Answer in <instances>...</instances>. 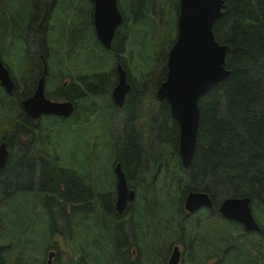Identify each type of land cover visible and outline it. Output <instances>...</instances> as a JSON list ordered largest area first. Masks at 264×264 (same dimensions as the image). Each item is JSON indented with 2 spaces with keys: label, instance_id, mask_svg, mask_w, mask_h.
Segmentation results:
<instances>
[{
  "label": "trees",
  "instance_id": "obj_1",
  "mask_svg": "<svg viewBox=\"0 0 264 264\" xmlns=\"http://www.w3.org/2000/svg\"><path fill=\"white\" fill-rule=\"evenodd\" d=\"M25 1L0 0V15L4 14L3 17L0 16L1 61L4 56L14 61L13 57L6 56L3 52L5 49L2 48L7 47V44L10 46L13 41H15L14 44L12 43L14 54L19 55V63L23 61L21 55L25 54L21 47L24 45L27 17L31 13L30 4L26 5ZM75 1L67 0L66 9L73 11ZM168 1L174 14L173 35L162 47V52L158 53L155 52V43L160 44V22L163 9ZM224 3L226 8L223 10L222 17L213 26V34L218 44L229 47L225 63L230 74L199 100L200 118L195 152L189 169L185 171L180 164L178 153V126L170 116L168 104L156 98V92L166 76V68L163 67L165 70L160 71V68L153 66L156 56H161L166 61L168 49L175 39L178 0H118L122 23L117 28L115 38L118 30L123 31V35L119 41H116L114 49L113 45L109 50L104 49L96 39L92 28L93 18L92 22L79 23L82 18L75 19L74 16L73 26L65 27L64 17L63 20L57 21V32H55L56 9L54 12L49 11L46 16L48 22L44 25L47 29L40 32H35L33 29L30 31L29 37L33 34L37 35L36 45L40 49L35 66H33L34 60L25 56V60L29 63L27 78L23 79L20 75L13 74L14 78L11 75L15 88L10 94L0 87V141L5 142L7 146L9 154L5 167L11 170L10 174L4 170L0 171V192L11 194L12 202L17 201L18 198L29 199L32 202L31 213L34 215H36V204H42L40 214L43 218H40V215L33 217L37 224L34 228L35 236L29 237L24 234L23 238L38 240L40 235L44 243L39 247L36 241L25 251L21 249L22 240L12 237L16 239L12 247L16 248L21 256L16 264H42L45 250L49 247L47 243L55 234L58 223L69 226L66 235L72 236L74 244L71 250L74 253L80 250L84 251V256L87 257V252H98L101 255L89 258L92 264L99 262L118 264L119 259L122 262L117 244L121 243L124 238L120 235L118 221L113 217L116 181L114 165H111L113 160L121 165L127 178L131 175L138 176L136 184L139 187L136 189L141 194L138 193L139 201L136 199V202L131 204L136 228L131 229L130 232L133 238L136 235L137 247L140 249L142 245H147L152 249L158 261H160L158 253L162 249L163 241L169 236V231L165 230L163 223L165 225V221H171L174 217L188 219L189 226L193 229L192 234L198 240V252L197 254L194 252L197 264H205L210 260L209 253L214 249L217 253L219 252L218 256L222 259H227L232 254L231 252L227 255L230 247L224 245L232 239V234L229 233V230H233L231 224L224 219L216 218L211 213H201L195 216V214L188 215L184 212L183 198H180L183 193L180 192L186 183L195 191L209 194L212 198L213 209L217 207L222 196L246 195L251 199L256 221L264 225V0H224ZM147 12H153L155 19L150 18ZM151 22L154 24H150L153 27L148 25ZM87 24L89 30H86ZM131 24L138 27V36L132 35ZM35 25L32 23L33 28ZM53 26L54 28L51 29ZM146 27L148 34L145 32ZM50 35L51 37L61 35L66 42L72 40L75 48H79L81 54L85 56L86 69L87 66L99 68L103 73L91 76L83 74V77L77 79L80 86L74 95H71V91L76 89L77 84L71 83L65 86L63 82L64 86L57 94L47 93V97L75 102L85 97L101 96L106 106L108 104L113 112L117 110L124 114L121 125L124 137H121L119 141L114 140L109 130L103 129L105 118L102 119L103 123L101 121L99 125L101 150L99 153L96 152V146L94 151L97 156L95 154L86 156L90 159V163L97 164L94 167L85 163L83 167L88 171L85 176L75 174L71 166H60L61 160L58 157L49 156L54 151L56 155L69 156L70 149L71 154L77 158H81L84 154L90 155L91 150L86 147V140L93 143L99 142L96 135L91 134L96 129L93 123H88L94 126L88 135L83 134L80 137L82 148L74 142L69 146H63L61 135L66 130H70L69 125L75 122L73 117L75 112L79 117L86 116L85 109L80 111L74 108L67 119L56 116L43 117L48 122L47 126H41L44 121L42 118L33 121L24 117L21 110V100L33 92L38 80L43 77V69L47 68L46 62L51 61L49 69L55 62V57L52 59L48 57L54 54L52 50L55 45ZM89 41L93 46L90 50L87 49ZM147 41L151 42V48L147 46ZM98 46L105 52L96 53L95 47ZM126 49L129 50L128 59L130 60L126 64L131 72L129 76L132 75L135 79H131L126 74L131 89L122 108L119 109L114 105L111 92L108 93L107 89L111 86V74L115 73V77L117 75L116 67L120 65L123 68L122 64L125 65L121 57L126 54ZM138 50L142 53L139 54ZM73 52L76 54L74 50ZM106 54L112 55L114 62L110 73H106L101 68L102 64L107 61ZM134 58L137 62H134ZM68 60L76 65L78 63V58L75 56ZM134 64L137 65L138 70L132 73L131 66ZM151 72L157 78L152 79L151 82L145 81L146 76ZM30 77H33V80ZM16 79L21 81L23 86L25 84V89H31L27 96H19ZM18 85L20 86V83ZM47 85L45 84V87ZM52 85H54L53 81ZM96 87L98 88L95 90ZM151 90H153V101L161 112V116L153 118L151 115L147 127L142 130L139 126L143 118L147 120L149 116L144 107L148 101L147 93ZM79 91L86 96L80 95ZM135 105L138 108L137 111H135ZM223 107L225 112L222 111ZM111 110H108L107 115ZM153 115L155 116V113ZM157 121L160 125L165 126L166 124V128L169 127L167 130L171 140L167 145L162 139L164 135ZM108 123L110 127V121ZM65 124L68 126L65 127ZM141 133L147 144L144 145L145 148L141 144ZM144 136L150 138V141L147 142ZM56 137L60 139V143L57 142ZM24 140L27 143H23ZM53 142H55L54 151L52 150ZM28 145L32 153L29 152ZM74 146H76L77 155L73 152ZM120 149L122 150L113 156L115 151ZM18 150L21 151L20 156L13 159V153H18ZM46 152L50 153L45 154ZM75 157L67 158L72 159L67 160V164L73 165L74 168L77 164H81L74 162ZM99 169L106 171L113 178V185L108 193H103L99 185L103 179L99 176ZM185 172L188 173V177ZM163 177L168 178L167 184ZM130 183L128 181L129 185ZM145 183L148 187L143 186ZM211 186L214 189L218 187L221 189L222 195L219 200L213 196L214 192L210 191ZM36 187L37 190H35ZM74 207H80V209L75 210ZM83 207L89 210H82ZM2 210L3 208H0V219L9 223L10 216L18 215L19 206H6L5 211ZM126 212L124 211L121 215L116 214L123 219ZM29 218L25 216L19 224L28 229ZM197 221L201 222L194 225ZM43 232H48L49 238H44ZM235 234L243 235L244 233L236 230ZM173 236L174 233L171 237ZM250 238L253 239L255 236L250 234ZM166 250L164 249V252ZM243 253L248 254L249 252L244 249ZM262 253L263 257L260 258L259 264L264 263V242H262ZM84 256H80L82 262H84ZM247 258L248 256L245 257L242 254L236 264H245ZM158 261L149 254V259H146L144 264H159ZM76 262L80 264V261Z\"/></svg>",
  "mask_w": 264,
  "mask_h": 264
},
{
  "label": "rangeland",
  "instance_id": "obj_2",
  "mask_svg": "<svg viewBox=\"0 0 264 264\" xmlns=\"http://www.w3.org/2000/svg\"><path fill=\"white\" fill-rule=\"evenodd\" d=\"M50 0H48L49 2ZM67 0H55V9H56V13H55V32H57V21L59 19H64L65 17V22L63 23L65 25V27H70L73 26L72 22L73 20H75L78 17H81V21H79V23H87L89 21H91V15H90V5L88 0H76L74 5L75 8L73 9V11L66 9L65 3ZM117 6H118V0H117ZM39 7V6H38ZM55 9L52 11L54 12ZM37 11V6L34 5L32 6V12L35 13ZM223 13V12H222ZM148 15H150V18L155 19L153 17V12H147ZM4 14H1L0 16L3 17ZM223 15V14H222ZM75 16V19H74ZM174 20V14L173 11L169 5V1L166 3L163 12H162V20L160 22V35H161V39H160V44H156L155 43V52L161 53L162 52V47L164 46V44L166 42H168V40L170 39V37L173 35V27H172V23ZM89 24V23H88ZM87 24V29L89 30V25ZM154 25L152 22L149 23L148 25L150 27H153L152 25ZM86 26V25H83ZM54 26L51 28L53 29ZM47 29V26L44 27V30ZM130 29L132 32L133 36H138L139 35V29L136 25L131 24L130 25ZM122 32L121 30H118L117 32V37L115 38V40H113L112 43V48L115 46L116 41H119L120 38L122 37ZM145 32L146 34H148V28H145ZM24 35H26L24 33ZM60 37L61 35H59L58 37H51V41L53 43H55L54 48L52 50V52L54 53L53 55H48V57L50 59L55 57V62L52 63L51 65V69L48 68V66L51 64V61L46 62V66H47V76H46V81L45 84H48L45 87V90L47 93H55L57 94L59 92V89L64 86L62 83L66 82L67 84L65 86H68L71 83L77 84V87L75 90L71 91V95H74L75 93H77V91L79 90V82L77 81L78 78L83 77V74H88L89 76L94 75V74H98L101 72V69L99 68H90L87 66L86 69V64H85V56H83L81 54V50L79 48H75L73 41L71 40L70 42H66V40H64L63 37H61V41H60ZM164 43H162V41ZM13 44L15 43V41L12 42ZM12 43L9 46V44H7V47H2L5 50H3V52L6 54V56H9L10 58L13 57L14 61H10V59L8 57L4 56V63L9 67L10 71H11V75L15 78V76L13 74L16 75H20L23 79L27 78V70L29 69V63L27 62V60H25V56H28L29 59H33L34 60V65L35 66V62L37 61L38 58V53L40 52V49L38 48V46L36 45L37 42L28 44V41L26 39H24V45L21 47V49L24 51L25 55H21L22 58V62L19 63V55L18 54H14L15 51L12 48ZM147 46L149 48H151V42L147 41ZM91 48H93V46H91V43L89 41V43L87 44V49L90 50ZM114 49V48H113ZM73 50L76 52V54L73 52ZM95 51L96 53L101 54L102 52H105L100 46L95 47ZM129 50L126 49V54H123L121 57V60L123 62H125V65L122 64L123 66V70L126 72L127 76H129V74L131 73L128 69V66L126 64H128L129 60ZM138 53L141 54L142 52L138 50ZM14 54V55H13ZM72 56H75V58H78V63L77 65L74 64L73 62H69L68 59L72 58ZM7 60H6V59ZM105 59H107V61L102 64L101 68L106 72V73H110L114 67V62H113V58L112 55L110 54H106L105 55ZM135 59V58H134ZM153 59V58H151ZM167 61V59H166ZM166 61L163 57L161 56H156L153 66L154 68H160L161 70H165L163 67L166 68ZM134 62H137L136 59ZM159 62L161 64H159ZM73 63V64H72ZM33 64V62H32ZM79 67V68H78ZM138 70V67L136 64H134L133 66H131V71L132 73H135ZM103 73V72H101ZM153 72H151L149 75L146 76L145 81L147 82H151L152 79L157 78V76L152 75ZM24 76V77H23ZM19 79V76H17ZM131 79H135L132 75L129 76ZM37 78V77H36ZM111 78H112V82H111V86L109 89H107V92L110 93L112 86L114 88L115 86V79H117V75L115 77V73L111 74ZM18 79H16L17 82V92H19V96H27L30 93L31 89H25V84L23 86L22 82L19 81ZM30 79L33 80V77H30ZM36 81V79H35ZM52 81L54 82V85H52ZM135 81V80H134ZM18 83H20V86L18 85ZM52 85V88H51ZM98 87L95 88V90ZM79 94L82 96H86L83 95L81 93V91H79ZM153 90L149 91L147 93L148 96V101L146 106L144 107L145 111L147 113H149V116L147 118V120H145L143 118L139 128H142V130L145 129V127H147V124L149 123V118L152 115L153 118H158L159 116H161V112L159 111L158 107H156L154 101H153ZM52 99V98H51ZM54 100V99H53ZM55 100H60L58 98H55ZM76 103V110H80L82 111L83 109H85L84 111L87 113L86 116L83 117H79L77 115V112H75V115L73 116L75 118V122L71 123L70 126V130H66L65 133H61V135L63 136V141L62 144L63 146H69L71 145L73 142L74 143H78L77 145L82 148V140H80V137H82V135H88V132H90L91 128H93L94 126L88 124L93 123L96 126V129L94 132H92L91 134L96 135V138L99 140V142L97 143V141H95V143L90 142V140H86V147L91 150L90 155L88 154H84L83 156L81 155V158H77L75 157L73 154H71V149L69 150V156H59L55 154V142L54 145L52 146V150L54 151V153L49 154L50 152H46L45 154H49L52 156H56L61 160V165H63V167L66 166H71L74 169V173L79 174V175H86V173H88L87 169H84V165L85 163L89 164L90 166H94L97 163H90L89 160H87V158H85L86 156H93L94 154L97 156V154L95 153L101 150L100 144V135H99V125L101 124L102 119L105 118L104 124H103V129H105L106 131L109 130L112 134H113V138L114 140L119 141L121 139V137H124V135L121 132V125L123 124V120H124V114L121 111H117L114 110V112L108 107V104L106 106L104 100L101 98V96H91V97H85L82 98L78 101H75ZM197 105H199V101L197 102ZM221 106H224V104H221ZM135 111L138 110L137 106L135 105ZM143 108V107H142ZM108 110H111V112L109 113V115H107ZM222 111L225 112L224 107L222 108ZM155 113V116L153 115ZM143 116V115H142ZM43 119V117H41ZM40 118V119H41ZM85 119V120H84ZM44 120V119H43ZM78 120V121H77ZM161 120V118H160ZM108 121H110L111 126L109 127V123ZM159 123V121H157ZM103 123V121H102ZM48 122L47 121H43L41 126H47ZM160 125V123H159ZM68 126V124H65V127ZM38 127V126H37ZM159 129H161L160 131H162L163 133V137L162 139L165 142V145H167L170 140H171V136L168 135V128H166V124L164 125H160ZM155 130V128H154ZM157 130V129H156ZM167 131V133H166ZM140 137L142 138L141 144L142 147H144V145L146 144V141L144 140L142 133L140 134ZM145 137V136H144ZM57 138V142L60 143V139L58 137ZM86 139V138H85ZM145 139L147 140V142L150 141V138L145 137ZM133 140L134 137H133ZM137 141V139H136ZM23 143H27L25 140L23 141ZM100 146H98V145ZM147 145V144H146ZM97 149L94 151V148ZM76 146L73 147V152L77 155L76 151H75ZM28 149H29V145H28ZM93 149V150H92ZM117 150L115 151V153L113 154V156L116 155V152L121 151ZM29 152H33L29 149ZM21 154V151L18 150L17 152L13 153V159H17ZM70 157H75L74 162L76 163H81V164H77V166L74 168L73 165H69L67 164L68 161H71L72 159H67ZM68 160V161H67ZM112 161V159H111ZM112 165V163H111ZM113 166V165H112ZM264 169V167H263ZM5 172L7 174H10L11 170L6 166L5 167ZM149 173V171H147ZM99 176H102V183L99 184L103 190V193H108L110 191V189L112 188L113 185V178L112 176H109L108 173L104 170H100L99 169ZM164 178V182L165 184L166 181L168 180V178L163 177ZM127 181L131 182L129 187L132 189H136L138 188V184H136V181L138 180V176L137 175H131L128 176V178L126 177ZM11 181H9L10 183ZM200 185V184H198ZM115 186V185H114ZM144 187H148V184L145 183L143 185ZM37 190V187L36 189ZM137 190V189H136ZM220 188L218 187V189H214L213 186L210 187V191L214 192L213 196L216 199H220L221 197V193H220ZM138 193L141 194V192L139 190H137ZM138 193L136 194V198H135V202L136 199L139 201V197H138ZM226 196H222V198H224ZM12 195L8 194L6 192H0V208H3L2 211H5V207L6 206H19V213L16 216H10L9 217V223L6 224V228L4 229V225L2 226V229L0 230V255L2 257L3 260V264H16L18 262V259H21V256L19 254V252L16 250V248L12 247V244L16 241V239H13L12 237L17 238V240H22V238L24 237V234L27 236H35V231L34 228L36 227V219H34V216H38L40 218H43L41 213V206L42 204H36L37 207L35 208V214H32L31 212V205L32 202L27 199V198H18L16 199L17 201L12 202L11 201ZM182 199V194L181 197ZM12 202V203H11ZM57 204V201L55 200V205ZM33 207V206H32ZM75 210H79L80 207H74ZM68 210V209H67ZM251 210L253 212L254 217L255 213L254 210L252 209V204H251ZM130 210L127 213H131ZM56 212V210H55ZM126 213V214H127ZM25 216H29V227L28 229L26 227H23L22 225L19 224V221L24 218ZM217 218V217H216ZM219 218V217H218ZM201 221H197L194 225L200 223ZM163 226L165 228V230L169 231V236H167L164 241H163V245H162V249L160 250V252L158 253V256L161 257L163 254H165L164 249H172V251L174 250V248H177L178 250V254H179V262L177 264H192V262L195 261L196 255L197 254V247H198V240L196 239V237L192 234L193 233V229L189 226V221L188 219L184 218V217H174L173 220L171 221H165V225L163 223ZM261 226L263 227L264 230V225L261 224ZM25 229V230H24ZM5 230V231H4ZM131 228H129V226L125 225L120 229V235L122 236V231L124 232V235L128 238V243L131 244L132 246V242H133V235L130 232ZM4 231V232H3ZM69 231V226H66V224H57V229L55 230V236L50 239L47 243V245L49 246V248L53 249V245L55 247V252L56 254L58 253L57 256H55V261L53 262V264H77L76 261H80V264H92L89 258H96L101 256L98 252H87L88 257L84 256L85 253L84 251H80L79 252H73L71 250L72 245L74 244V241L72 239V236L70 234L66 233ZM172 231V232H171ZM172 233H174V236H172ZM42 235L44 236V238H49V233H45L43 232ZM232 239L231 241L224 243L225 246H229L230 248H232L234 245L236 244H240L242 250H247L249 253L248 254H244L245 257L248 256L246 263L245 264H255L256 262L259 264L260 258L263 257V253H262V243L257 240L256 246L255 247V251L253 250V248L251 249L246 242H247V236L246 235H234L232 234ZM11 237V238H10ZM5 238V239H4ZM37 241V245L39 247H41L44 243L43 238L38 237V240L35 239ZM262 242H264V237ZM256 247L257 250H256ZM141 249V254L145 255V254H150L151 256H153L155 258L156 261H158L155 257V255L152 253V249L149 248L147 245H142L140 247ZM219 251H221V249H219ZM195 252V254H194ZM172 253V252H171ZM231 253V251H229L227 253V255H229ZM138 254V252H137ZM219 252L217 253V250L214 249L212 252L209 253L210 255V260H208L207 264H236L233 261L232 256L228 257L227 259H222V258H218ZM83 255L84 258V262L81 261L80 256ZM139 257V256H138ZM45 259H43L42 264H44ZM135 262L137 261V258H134ZM170 260V259H169ZM138 262L141 264L140 262V258L138 259ZM161 262V261H158ZM130 263V262H129ZM162 263V262H161ZM95 264V263H93ZM98 264H103L102 262H99ZM118 264H123V261L121 262V260H118ZM132 264V263H131ZM169 264V261H168ZM264 264V263H262Z\"/></svg>",
  "mask_w": 264,
  "mask_h": 264
},
{
  "label": "water",
  "instance_id": "obj_3",
  "mask_svg": "<svg viewBox=\"0 0 264 264\" xmlns=\"http://www.w3.org/2000/svg\"><path fill=\"white\" fill-rule=\"evenodd\" d=\"M93 3V28L95 37L104 49L111 48L118 26L122 23L117 0H91ZM179 9L176 22V36L167 52L166 76L156 92L159 101L169 106L170 116L178 126V153L180 163L188 169L195 152L200 111L197 102L210 90L223 82L230 74L225 58L229 51L226 45L218 44L213 34V26L222 17L226 8L224 0H178ZM117 82L111 98L117 108H122L130 91L126 73L117 66ZM0 87L10 94L14 88L8 71L0 61ZM22 112L31 120L42 115L68 118L73 109L70 101L55 102L44 96V78L39 79L32 96L22 100ZM5 142L0 144V170L8 157ZM116 176L115 212L122 214L128 204L135 199V192L128 189L123 171L118 164L114 168ZM248 198H227L219 206V213L226 220L239 222L248 229L254 224ZM206 193L189 192L185 198V211L193 214L200 208H211ZM254 227H251L253 229ZM249 230V229H248ZM49 261L53 251L49 252ZM179 254L174 248L169 264H177Z\"/></svg>",
  "mask_w": 264,
  "mask_h": 264
},
{
  "label": "flooded vegetation",
  "instance_id": "obj_4",
  "mask_svg": "<svg viewBox=\"0 0 264 264\" xmlns=\"http://www.w3.org/2000/svg\"><path fill=\"white\" fill-rule=\"evenodd\" d=\"M25 4L26 5L30 4L31 13L27 17L28 21H27L26 31H25L26 35H24V36H25V39L28 41V44H31V43L37 42L38 41V37L35 34H33L32 36L29 37L30 31L32 29L35 32L44 31L43 23H44V21L46 19L47 14H49L48 12L49 11H53L55 9V0H50L49 2H48V0H26ZM34 5L37 6V11L33 14L32 13V6H34ZM90 6H91V10H92L93 9V4L91 2H90ZM37 16H39V17H37ZM32 23L36 24L34 28L32 27ZM4 167L1 170L5 171ZM244 198H248L250 200L249 207H250L251 215H252V217H253V219L255 221V222H253L254 224L249 223V226L247 227L249 229L248 230V229H245V226L243 224L239 223V222H235V221H226V222L231 224V226L233 228V230H229V233L230 234H235L236 230L241 231L242 233H244V235L247 236V242L246 243L248 245H250L249 247L251 249L253 248V250L255 251V247L254 246H256L257 240H259L262 243V240H263V237H264V230H262L263 227L256 221V219H255V217L253 215V212L251 210V199L249 197H247L246 195L244 196ZM130 207L131 206L128 205L127 209H129ZM130 210H133V209L130 208L128 211H130ZM201 213H206V214H210L211 213L212 215H215V213L218 214L216 208H214L212 210L211 209H207V210L206 209H201L197 215H199ZM120 215H117L115 211L113 212V217H114V219L116 221H118V227L120 229L123 226H125V225L129 226V228H131V229H135L136 228V227H134L136 222H135V218H133V212L131 213V215H130V213L129 214H125V217L123 219H121ZM215 217L218 218L219 216L215 215ZM6 224H7L6 222H4V221H2L0 219V230L2 229L3 225H4V229H5L6 228ZM251 227H254V228L251 229ZM247 234H249V235H247ZM250 234H253L255 236V238H253V239L250 238ZM54 236H55V234L52 236V238ZM122 237L124 238V240L121 243H118L117 246L119 247V254H120L121 258H122L123 264H131V263L132 264H138V259L139 258H140L141 264H144V261L146 259H149V254H145V255L141 254V249H139L137 247L138 241L136 239V235L133 238L132 246H131V244L128 243V238L124 235L123 231H122ZM33 243H36L35 238H28V239L22 238L21 249L26 251L27 248ZM23 246H26V247L23 248ZM256 250H257V248H256ZM45 251H46V255H45L46 259H45L44 264H47V262L49 261V255L48 254H49L50 251H53V253H54L53 257L51 258V264H53V262L55 261V256L58 255V253L56 254V252H55V247H53V249L47 247ZM229 251L232 252L231 256L233 258V261L235 263H237L238 260H239V257H241L242 254H243V250H242L240 244L234 245L232 248H230ZM137 252H138V254H137ZM171 252H172V249L168 248L165 251V254H163L160 257V261L162 263L159 262V264H168ZM134 258H137L136 262H135ZM0 264H3V260H2L1 255H0ZM25 264H27V263H25Z\"/></svg>",
  "mask_w": 264,
  "mask_h": 264
}]
</instances>
